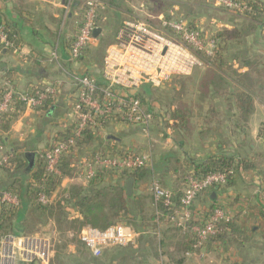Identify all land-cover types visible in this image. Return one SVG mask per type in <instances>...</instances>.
<instances>
[{"label":"crops","instance_id":"0c3cea01","mask_svg":"<svg viewBox=\"0 0 264 264\" xmlns=\"http://www.w3.org/2000/svg\"><path fill=\"white\" fill-rule=\"evenodd\" d=\"M157 1L164 5L168 2L169 7L165 11L158 9L155 13H149V2L142 4V13L146 15L143 19H147L146 22H150L154 26V19H157L159 24L167 19L165 17L181 18L182 0ZM199 1H201L198 2L201 4L200 7H213L217 11L222 10L217 4V0ZM85 2L86 0H72L71 3L68 0H0V15L4 20L17 22L22 31L19 36L20 41L13 42L15 47L3 48L0 54V90L16 87L24 91L31 86H45L58 82L57 94L50 104L37 109L22 108L10 120L9 127L6 130H0V135L4 138V143H2L4 149L0 150V159L5 152L9 151L14 153L17 158L15 164L11 163L10 166H7L10 168V171L6 172L7 174L1 173L0 176L3 178H0V191H4L14 183L18 187H27L29 184L33 187L37 186V182L31 177V174L39 160V152L49 148L54 140L68 138L72 135V102L77 93V86L72 82V78L67 72L88 74L98 80L101 79L103 59L98 61L97 58L90 57V53L104 36L103 27H99L100 32L94 40L96 43L92 42L90 51L88 50L80 59L72 60L70 58V45L83 20ZM114 2L115 0H112V3ZM252 2L256 3L259 9L264 12V0H252ZM112 3L108 4L103 0V7L100 11L111 8ZM192 8L190 6L186 14L193 16L191 21L198 19L195 20L196 25L209 19L212 25V30H209V33L214 32L213 29L233 28L244 23L241 17L238 19L239 23L233 21V17L238 15L231 11L227 12L223 9L222 11L230 16L225 14L224 19L220 20L216 13L204 14L203 11H193L194 8ZM174 11L176 13H173ZM262 28V36L258 34L255 38L248 36L245 41L248 49L250 47L260 55H264V27ZM115 40L116 36L111 38L109 45L107 44L108 47L114 44ZM55 48L58 49L61 65H57L50 59V53ZM230 61L234 62V69L236 68L240 74L247 71V68L241 63ZM214 71L215 74H222L226 83H215V79L212 77ZM227 73H221L218 69L206 64L204 68H195L186 75L193 79L200 75L202 77L200 81H203L199 85L195 84L197 87L194 90L196 92L195 103L199 106L198 117L200 120L197 121L198 126L195 129L191 128V139L188 138L187 133L181 131L175 144L173 142L168 148H163L160 145L159 148V146H155L156 144L151 145L150 142L142 144L141 142L143 137L148 138V134H151L150 130L147 131L150 127L146 129L140 125L114 124L112 125L114 132L107 133L105 130L104 134L95 135L96 139L91 145L72 151L71 159L74 167L75 163L87 161L94 152L103 149L110 152H122L130 148L139 153H149L151 157V164L139 170L136 175L140 176L143 171H146L145 177L137 180L133 177L132 196L134 199L131 201L138 202L141 198L140 195H149L152 201L151 206L153 205L154 209L152 220H145L139 215L137 207L133 206L136 208L135 214L142 227V230L139 231H146V233L140 236L135 244L128 247L106 248L102 253L107 256L105 264H163V261H167V258L161 260L158 257L157 246H160V242L152 241L151 238V235L155 236L158 233L160 235L157 209L150 189L152 181L157 180L162 187L171 190L174 195L179 192L182 194L188 176H201L196 174L197 170L191 162L194 160L202 162L208 158L234 154L242 156L237 148V143L247 144L249 141L250 144H247L244 147L247 149L243 151L250 158L251 167L240 169L235 174L233 181L226 186L201 193L192 208L193 213L195 212L199 216H205L204 213L216 202L229 210L232 218H235V223L241 229L240 242L237 245L229 240L224 243H208L205 251L199 249L191 257L217 254V257L213 258V262L209 264H264V198L261 195L264 178V101L256 98L255 109L246 121L247 126L243 129L236 127L234 123L237 113L234 100L226 93L221 95L216 93L217 90H222V92L229 90L234 75L230 74L231 76L226 77ZM142 89L139 90V93L144 96L145 91L142 92ZM145 104L152 108L146 101ZM210 108L218 112L217 117H212L209 114ZM232 138H234L233 142H231ZM168 140L170 139L168 138ZM156 142L160 143L157 140ZM248 149L250 151L247 152ZM254 153H259L256 158ZM260 155L263 161L260 160ZM17 163L21 165L20 169L17 168ZM76 167L79 168L80 165L77 164ZM77 168L74 169V174L66 176L61 185L49 196L50 203L59 200L62 194V197L66 196L68 189L73 184L86 183L80 177ZM0 170L3 171V168L0 167ZM115 176L111 184L118 186H125L127 179L130 178L127 174H116ZM181 181L184 182V186H180ZM118 191H110L109 196H116ZM152 221L154 225L151 227V223H147ZM132 227L134 228V226ZM55 233L59 236L57 230ZM66 235L70 238L74 236L70 230L66 231ZM52 253L51 258L54 251Z\"/></svg>","mask_w":264,"mask_h":264},{"label":"built area","instance_id":"2783aa9c","mask_svg":"<svg viewBox=\"0 0 264 264\" xmlns=\"http://www.w3.org/2000/svg\"><path fill=\"white\" fill-rule=\"evenodd\" d=\"M69 3L72 0H68ZM218 5L229 10L244 13L250 11L244 2L236 0H217ZM103 0H86L83 6V20L70 45V58L80 59L95 40L96 19ZM214 33L203 29H192L186 20L172 18L162 22L161 28H155L144 20L125 21L117 32L115 43L107 48L103 58L101 79L78 72H67L77 86V93L72 102L73 122L71 136L53 141L46 150L39 152L38 159L45 171L53 177H62L60 164L63 156L69 154L76 146V141L84 137L86 130L95 135L105 132L114 124L140 125L149 128L156 118L155 112L139 96L144 85L162 87L174 76L190 74L194 68L202 66L203 60L195 50L213 55L217 48ZM0 44L3 48L15 47L8 38L5 25H0ZM50 59L61 65L58 49L50 53ZM58 82L45 86H31L21 91L16 87L7 88L0 98V121L17 106L19 108L37 109L53 100L57 94ZM104 134V133H103ZM102 134V135H103ZM0 144V150L3 151ZM12 155L5 152L0 159V167L10 166ZM78 168L80 177L88 182L99 173L115 174L133 173L151 164L149 153H139L130 148L122 152L97 150L87 161H81ZM227 183V175L222 172H209L201 176L187 177L179 208L169 217L183 228H189L195 235L191 256L201 249L210 236L218 233L220 221H230L232 216L226 208L218 205L212 214L201 224L190 223L193 220V204L203 192L214 186ZM158 219L162 216L158 208L172 205L174 194L165 189L157 180L151 184ZM261 195L264 198V178ZM38 200L50 203L46 193L39 194ZM21 205L20 195L13 190L0 192V217L4 212L15 213ZM6 216V215H5ZM190 223V225H188ZM146 231H138L130 225L118 222L105 229L86 226L82 229L80 239L94 256H101L106 248L125 247L135 244ZM50 240L42 236L25 233H5L0 230V264H49L51 256Z\"/></svg>","mask_w":264,"mask_h":264},{"label":"trees","instance_id":"16d2710c","mask_svg":"<svg viewBox=\"0 0 264 264\" xmlns=\"http://www.w3.org/2000/svg\"><path fill=\"white\" fill-rule=\"evenodd\" d=\"M238 2H244L250 11L244 13L235 12L229 10L225 6L219 5L224 11L234 12L235 15L241 17L244 20V23L240 26L233 28H223L218 32L214 33V37L217 39V48L213 55L207 56L204 52L195 50L197 54H203L207 59L209 66H215L214 68L218 69L221 73H227L226 77L232 76L231 84L229 90H222L216 93L222 94L226 93L233 100L236 108L237 117L235 120V126L239 129H243L247 126V120L249 116L254 111V102L256 98H260L264 101V55L251 53L252 48L248 46L245 48V54L240 52H235L233 54L227 53V50L231 47L232 44H243L246 41V37H256L258 34L262 36V31L264 27L263 10L259 9L256 3L252 0H236ZM106 3H112V0H106ZM113 4V3H112ZM183 17H186L185 15ZM166 20H170L169 17ZM182 18V17H181ZM100 15L96 19L97 27H102L100 25ZM184 19V18H182ZM185 20V19H184ZM150 23V22H148ZM3 24L6 27L8 33V38L12 42L20 41L19 36L22 33L21 27L17 25L15 21L4 20L2 15H0V25ZM150 25H152L150 23ZM188 25L192 29H200L196 25V21H189ZM153 26V25H152ZM161 28L162 23L158 24ZM156 28V27H155ZM205 32H208L205 30ZM246 44V43H245ZM247 45V44H246ZM3 50L2 45L0 44V54ZM250 52V53H249ZM244 54V55H242ZM234 60L241 63L242 66L247 68V71L243 74H240L236 68L234 69ZM212 73V77L215 79V83L223 84L225 82L224 76L222 74ZM230 75V76H231ZM226 83V82H225ZM150 85H144L143 89L148 93ZM6 88L0 90V98L6 92ZM139 96L142 98L145 103V97L139 93ZM51 99L46 101V104H50ZM22 108L17 106V108L9 113L3 120L0 121V130H6L9 127L10 120L13 119ZM209 114L212 117H217L218 112L213 108L209 109ZM182 109L176 108L173 111L172 119L174 121L180 120L182 123L186 122L187 115H182ZM156 113V112H155ZM157 116V115H156ZM70 133V131H69ZM96 137L95 133L92 130H86L84 137L76 141V146L72 149L74 152L75 149L83 148L84 146L91 145L94 143ZM4 143V138L0 135V144ZM63 156L60 164V170L62 171V177L56 178L48 174L43 168L41 161H37L36 167L33 169L31 177L36 180L37 186L33 187L28 185L27 187H18L15 183L10 187L4 190H13L16 191L22 200L21 207L15 212L3 213V217H0V230L5 233H18L21 234L24 232L26 227H32V225L26 223L28 220L34 219V216L38 214V217L45 216L47 218H54L55 222L62 229L63 225H67L68 229L72 231L74 236H77L78 240L81 241L79 233L86 226L97 227L100 229H105L112 224L121 222L127 225L132 224L136 230H142L141 225L139 224L138 216L135 214L136 207L132 203L131 199H134V196L128 195L126 192L125 186H118L114 184L103 185L104 178L108 175V172L99 173L91 181L86 182L85 184H73L67 191V195L61 197L59 200L53 203L43 204L38 200L39 194L44 192L47 196L53 194V192L61 185L62 180L71 175V171L74 170L72 165L71 154L73 152ZM12 155L10 162L15 164L17 158L14 153L11 151L7 152ZM194 165L196 174L203 175L209 172H222L227 175V183L221 186H214L209 190H217L223 186H226L228 183H231L235 177V174L242 168L251 167L248 159L243 156H238L237 154L222 156L219 158H208L202 162L193 161L191 162ZM21 165L17 163V168L20 169ZM143 169V168H142ZM141 170L138 169L134 173H124L128 177H134L136 180L145 177L146 171H143L140 176H136L137 172ZM5 171H10L9 167H5ZM112 174V179L116 177L115 173ZM138 177V178H137ZM119 190L116 196H109L110 191ZM181 193H176L172 199V205H162L160 204L158 208L159 212L162 213V216L159 218V224L165 225L167 229L174 227L178 232L184 234L182 241V249L180 253L184 254L193 250V245L196 242V237L191 233L190 229L187 227L186 230H183V227L179 226L177 223L169 220L171 216L180 206ZM26 198V199H25ZM30 204L32 207L30 208ZM134 206V207H133ZM218 206L217 202L209 207V210L204 213L205 216L203 222L212 214L214 208ZM156 207V206H155ZM31 212V213H29ZM139 213V212H138ZM32 214V218H31ZM6 215V216H5ZM15 216V218H14ZM156 217V216H155ZM158 217V216H157ZM14 218V219H13ZM31 218V219H30ZM154 218V215H153ZM164 219H166L164 221ZM235 218H232L230 221H220L218 223V233L210 236L208 243H217L229 240L233 242V237L239 236L241 229L235 223ZM129 221V222H128ZM27 225H26V224ZM192 224H195V218L191 220ZM190 223L188 225H190ZM58 230H60L58 228ZM66 230V231H67ZM61 232V231H60ZM66 235V232H61ZM73 236V237H74ZM82 242V241H81ZM165 244V240L160 242ZM181 248V247H180ZM202 250L206 248V245L200 247ZM181 257V256H180ZM177 258L173 256L170 264H183L184 258ZM100 264H105L101 262Z\"/></svg>","mask_w":264,"mask_h":264},{"label":"rangeland","instance_id":"374dc122","mask_svg":"<svg viewBox=\"0 0 264 264\" xmlns=\"http://www.w3.org/2000/svg\"><path fill=\"white\" fill-rule=\"evenodd\" d=\"M171 1L174 2L177 0H171ZM198 2H201V1L182 0L180 15L182 14L181 17L184 18L187 21V23H189L190 20H193V16H189L188 14H186L190 6L194 8V9L192 8L193 11L194 10L203 11L204 14L205 13H209V14L216 13V16L218 19L220 20L224 19V16L226 13H224L222 10H218L219 11L218 12L217 10L213 9V7L211 8L200 7L201 4H199ZM145 3L148 4L149 13L151 12L155 13L158 11V9L165 11L169 7L168 2L166 5H164L157 0H115V2L111 5V8L109 7L108 9H102L100 11V17H101L100 25L104 29V36L102 37L100 43H96L95 41H93V43L95 42L97 45H95L92 50L90 49L91 50L90 57L97 58L98 61H101L104 58L106 49L109 45L108 44L109 40L116 36V33L120 29L123 21H127L131 18H135L136 20L138 18L140 19L145 18L144 16L146 15L142 13V8H141V5ZM221 8L222 7H220V9ZM173 13H176V12L174 11ZM184 15L186 17H183ZM63 16H65L64 13H63ZM227 16H230V15H227ZM67 18L68 17L66 16V20L68 21ZM238 19H240V17L238 16L233 17V21H237L239 23ZM195 20H198V19H195ZM145 21H147V19ZM153 22H154V27L156 28L159 27L157 19H154ZM198 26L204 31L212 30V27H211L212 25L210 24L209 19L203 20V22L199 23ZM219 29H213L214 32L212 33L218 32ZM245 48H247V45L245 43L232 44L231 47L227 50V53L233 54L235 52H240V53L245 54ZM250 52L256 53L255 50H250ZM198 57L201 60H203L204 64L196 68H204L206 64L208 65L207 59L205 58V56H203V54H200V55L198 54ZM201 78L202 77L200 75H197L194 79L193 77L191 78V76H186V75L174 76L170 80H168L162 87L152 86L149 88L148 93L146 92L144 93V97L146 98L145 101L152 106V110L156 112L155 114L157 116L154 119L150 128L147 130L148 132L150 130L151 134L150 135L148 134V138L147 137L142 138L141 140L142 144H148L150 142L151 145L156 144L155 146H159V148H160V145L163 146V148L164 147L168 148L169 146H171V144H173V142L174 144L176 143V140H177L176 138L179 136L181 131H184V133H187L188 138L191 139V136H190L191 128L195 129V127L198 126L197 121L200 120V118L198 117L199 106L195 103L196 102L195 101L196 92H194V90L197 89L195 84L199 85L203 82V81H200ZM143 91L144 89H142V92ZM176 108L182 109L184 111V112L182 111L183 112L182 115L184 114L187 115V119L185 123H182L179 119L176 121L172 119L173 111ZM106 132L107 133L114 132L113 126L112 125L108 126ZM157 136H160V137H157ZM166 137H168L170 140H168V138ZM189 139H188V142H189ZM156 140L158 142L160 141V143L158 144L157 142L155 143ZM233 140L234 138L231 139V142H233ZM247 144L249 145L250 141ZM247 144H244L241 142L237 143L238 145L237 148L240 151V153H242L241 155L243 157H246L249 162L250 158L248 157V155H246V152L243 151L247 149V148H244L245 146H247ZM248 151L250 150L248 149L247 152ZM254 154L256 158V155L259 153H254ZM260 160L263 161V159L261 158V155H260ZM77 164L81 166L79 162L75 163L76 166ZM76 166L74 167L75 170L77 168ZM2 168H3V171L0 170V175L1 173H4V174L6 173L5 167H2ZM75 170H72L71 174H74ZM0 178H3V176H0ZM111 181H112V174L108 173V175L104 178L103 185H107L111 183ZM183 183L184 182L181 181L180 186L182 185L184 186ZM60 196L62 197L63 194ZM140 196L141 198L138 202L133 201L132 203H134V205L137 207L140 216H142L145 220H152L151 217H152V213L154 209H153V205L151 206V202H152L151 198L149 195H146V194H142ZM31 207H32V204H30V208ZM31 218H32V214H31ZM194 218L196 222L195 224H201L203 222V215L199 216L195 214L194 212ZM26 223L32 225V227H26L23 233H26L28 235H34V236L35 235L42 236V237L44 236L50 240V243H51L50 252L52 255L53 254L52 252L54 251V255L51 258L49 264H100L101 262L104 263L107 260V256L105 254H102L101 256H97V257L92 255L90 250L86 246V244L82 240H81L82 242L78 240L79 237L77 238V236H74L73 238H70L67 235L61 233V232L65 233L66 230L68 229V226L65 224L63 225L61 229L60 226L55 222L54 218H47L41 215L38 217V214H36L34 216V219L32 218L31 221L28 220ZM147 224H150L151 227L154 225L153 221ZM159 226L160 228L158 231H160V235L159 233L155 236L151 235L152 236L151 238H152V241L155 240V241L161 242L162 240H165L166 243L164 245L160 243V246H157V251H158L157 253H158V257L161 260H163V258H167V261H163V264H170L173 256H177L178 259L183 257L180 251L183 248L182 241H183L184 234L182 232H178L174 227H170L169 229H167L165 225L159 224ZM58 228L60 230H58ZM55 230L59 232V236L56 235ZM239 237L240 236H235V238L233 237L232 240H233L234 245H237L240 242ZM206 244H208V242H206L205 245ZM125 247H128V246H125ZM113 248H116V247H112V249ZM216 257H217V254H213V256L210 255V256H195V257L187 256L186 254H184L183 264H209L213 262V258H216Z\"/></svg>","mask_w":264,"mask_h":264},{"label":"water","instance_id":"95a60500","mask_svg":"<svg viewBox=\"0 0 264 264\" xmlns=\"http://www.w3.org/2000/svg\"><path fill=\"white\" fill-rule=\"evenodd\" d=\"M99 32H100V29L97 28L95 30V32H94V35L97 36ZM125 186H126V192H127V194L128 195H132L133 186H134V178L133 177L128 178L127 181H126Z\"/></svg>","mask_w":264,"mask_h":264}]
</instances>
